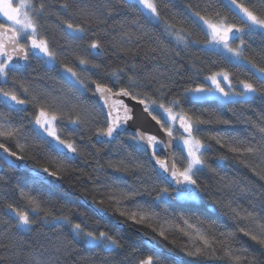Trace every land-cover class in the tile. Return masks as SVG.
Segmentation results:
<instances>
[{
	"label": "snow or ice",
	"instance_id": "6c2138e0",
	"mask_svg": "<svg viewBox=\"0 0 264 264\" xmlns=\"http://www.w3.org/2000/svg\"><path fill=\"white\" fill-rule=\"evenodd\" d=\"M176 3L0 0V19L5 21L0 23V172L7 165L28 173L15 185L0 176V264H59L80 242L119 252L125 241L116 229L129 222L151 230L148 244L155 251L146 256L133 252V264H161L163 253L171 264H186L185 256L210 257L220 264H264V108L233 112V119H225L207 108L185 107L255 100L264 104V42L258 49L250 42L257 35L264 41V0H180L181 10L174 12ZM52 18L55 26L46 22ZM146 37L150 47L145 59L156 61L151 70L135 63ZM192 47L202 55L190 67L178 63L181 52ZM108 49L123 54L124 63L105 64ZM33 60L59 78L47 72L31 75ZM182 69L192 74L185 76ZM44 80L58 87L42 86ZM126 99L135 101L139 112ZM23 121L33 134L25 131ZM152 122L156 131L149 130ZM235 123L244 126V135L204 132L205 126ZM88 148L95 157L122 153V159H110L106 167L139 173L133 185L119 187L111 181L94 189L102 197L91 200L96 215H108L106 200L115 205L112 228L78 209L65 212L62 205L65 214L55 215L47 206L44 189L63 187L74 171L72 164L93 155ZM214 148L217 163L234 162L254 179L220 175L207 155ZM29 160L34 161L31 168ZM104 169L97 160L95 171ZM204 174L215 178L211 204L205 201L209 186L200 180ZM87 179L96 182L92 176ZM102 188L108 189L106 200ZM153 192L151 203L137 202L143 193ZM89 194L84 190L85 203ZM153 205L173 211L165 208L161 215ZM177 206L183 210L176 211ZM193 206L203 207L204 214L197 215ZM216 209L219 215L211 219ZM38 222L68 226L71 239L64 234L44 242L24 239ZM173 232L186 240L178 250L175 240L173 247L162 243ZM242 237L252 242L255 252Z\"/></svg>",
	"mask_w": 264,
	"mask_h": 264
},
{
	"label": "trees",
	"instance_id": "16d2710c",
	"mask_svg": "<svg viewBox=\"0 0 264 264\" xmlns=\"http://www.w3.org/2000/svg\"><path fill=\"white\" fill-rule=\"evenodd\" d=\"M54 2H59V0H54ZM181 10L180 8V0H177L176 6L172 8V11L179 12ZM121 16L114 17L115 20L122 19ZM131 18V17H129ZM5 22L3 19H0V23ZM49 25L55 26L56 20L55 18H52L51 20L46 21ZM113 21L110 20L109 23L111 24ZM202 35V34H201ZM253 48H259L261 45L262 39L259 35L252 38ZM140 44L142 46V50L140 52V56L136 59L135 63L139 65H143L144 70H151L153 65L156 63V61L152 60L151 58L145 59V52L150 47L147 37L140 41ZM170 47H175V45H170ZM201 52L199 48L192 47L187 50V52H181V58L182 61H177L178 63H183L185 65H188L190 67V61L196 57L201 56ZM211 59L218 60L219 58L216 56H212ZM125 61V57L123 54H113L112 49H108L106 51V55L103 58V62L105 64L111 62L113 65H122ZM162 63V61H161ZM220 66H228L226 63L221 62ZM32 69H36V72H32ZM233 72L242 74L245 70L242 68H231ZM48 73L50 76H56L57 79L59 78L56 72H48V69L43 67L39 61L33 60L31 64V68L29 69V73L31 75H43L44 73ZM129 74H131L129 72ZM140 74H143L142 72ZM182 74L185 76L191 75L192 73L190 71L182 69ZM199 82V81H198ZM42 86L48 87V88H54L58 87L57 84H55L52 80H44L40 81ZM91 95V93H89ZM82 99H87V97H83ZM3 107V106H0ZM185 107H195L197 110L207 108L212 112L217 113L221 117L225 119H233V112H243L246 109H255L257 111L264 108V104H261L260 100H255L254 102L250 104H229L226 106H219L217 103H203V104H186ZM3 110L5 112L9 111L8 108L4 107ZM231 110V111H230ZM28 111H31V108L28 109ZM246 115H251V112H246ZM13 118L17 121L20 120V116L16 113H12ZM24 115V114H21ZM163 119L162 117H160ZM25 123V131L29 134H33L31 130V126L27 125L26 121H23ZM246 129L243 125L235 123L231 126L227 125H213V126H205L204 132H218L222 135H244ZM126 140V137L124 138ZM88 152H92L93 155L84 156L81 159H78L72 164L73 172L72 174L68 175L65 180L62 182L63 187H56L51 189H44L45 192V199L48 200V207L51 208L54 211L55 215H61L65 214L60 211V208L62 205L66 206L65 212L67 208H73L78 209L79 212L85 213L86 216L91 217L92 220L98 221L99 224L102 227L105 228H112L113 223L117 220L116 216L112 215V210L115 207V205H108V202L106 200V193L108 191L107 188H102L101 191L105 193L106 204L105 206L108 207V215H96L93 211V206L91 205V200L93 196L97 200L101 199L102 197L97 194L94 189L98 188L100 185L110 183L111 181L116 182V186L124 187V183H127L128 185H133L136 182L137 175L139 173H133V172H115L112 169H109L106 167L108 160H120L123 158V154L116 153L115 151H112L110 155H105L101 153L100 157H95L94 155V149L88 148ZM55 155V153H53ZM139 156L140 154L137 153ZM209 157L212 159L210 160V163L212 164V167L216 169V171L223 176L232 177L234 175H243L247 179H254L251 175V173L247 171H240L238 166H234V162H224V163H217L215 160V157L217 155L215 148L207 153ZM142 159L144 157L141 156ZM97 160H99V163L102 165H105V169L101 172L95 171L97 168ZM27 167L31 168L34 165V161H26ZM6 175L7 178L10 180V183L12 185H15L18 180H23L27 175V171L25 168H18V169H9L7 165H4V171L0 172V176ZM88 176H92L93 179L96 181L95 183L90 182L87 178ZM108 179H105V178ZM123 179V182H122ZM201 182L204 184H207L210 189V195L205 196V201L208 204H211V195H215L214 192V177H211L209 174H204L200 176ZM84 190L89 191V195L87 197L88 203L84 202ZM130 190V189H126ZM155 193L153 192L151 196H149L147 193H143L142 196L137 197V202L142 204H148L151 203V201L154 199ZM127 207L130 209H133V205L131 203H127ZM155 208V205H153ZM167 208V211L170 213L173 211L172 208L161 205L159 208H155L157 212H160L161 215H164V209ZM134 210V209H133ZM176 211H182L183 209L179 206L176 207ZM193 211L196 212L197 215L204 214V208L193 206ZM219 215V209H216L213 214L210 215L211 219H216V216ZM205 218H209L208 216H205ZM4 219H9L8 217H4ZM74 222H79V218L75 215L73 216ZM11 223H14L12 221ZM229 225L231 222H228ZM223 230V229H221ZM15 231V229H13ZM117 234L121 235L124 238L125 241V247L119 252H107L102 250L101 248L96 247H90L87 244L80 242V243H74L73 250L68 253L65 256H62L60 258L59 264H133L135 257L132 256V253L135 252L138 255L146 256V255H155L154 249L148 244V240L153 235L150 229H148L146 226H140V225H134L131 222L125 224L123 228L116 229ZM144 233H147V235H143ZM64 234L68 236L69 239H71V236L69 234V228L66 225L53 223L50 225H42L39 222L34 227L31 234L24 236V239L29 241L34 240H40L41 242H44L46 240L54 239L56 235ZM175 240L174 247L179 249L180 245H183L186 243V240L183 239L179 233H170L168 241H163L162 243L167 244L169 247H173L172 241ZM242 242L244 244L250 245V251L255 252L256 248L252 246V242L248 240V238L242 237ZM2 254V253H0ZM161 264H171V260L167 253H163L160 256ZM185 262L186 264H220L219 260L210 258V257H188L185 256Z\"/></svg>",
	"mask_w": 264,
	"mask_h": 264
},
{
	"label": "water",
	"instance_id": "95a60500",
	"mask_svg": "<svg viewBox=\"0 0 264 264\" xmlns=\"http://www.w3.org/2000/svg\"><path fill=\"white\" fill-rule=\"evenodd\" d=\"M125 102L128 103L129 106H132V107L136 108L137 112H139L140 107H139V105L135 101H131L129 99H126ZM138 123H139V121H138ZM149 130L150 131H156V126H155V123L154 122H152V126L149 128Z\"/></svg>",
	"mask_w": 264,
	"mask_h": 264
}]
</instances>
